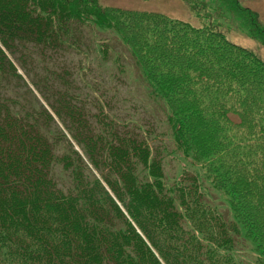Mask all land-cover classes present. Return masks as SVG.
<instances>
[{
  "label": "trees",
  "instance_id": "trees-1",
  "mask_svg": "<svg viewBox=\"0 0 264 264\" xmlns=\"http://www.w3.org/2000/svg\"><path fill=\"white\" fill-rule=\"evenodd\" d=\"M214 1L264 44L249 7ZM91 26L128 58L87 43ZM64 52L84 69L43 70ZM92 56L138 69L166 128L120 115ZM167 158L200 164L231 218ZM0 264H264V62L218 25L100 0H0Z\"/></svg>",
  "mask_w": 264,
  "mask_h": 264
},
{
  "label": "rangeland",
  "instance_id": "rangeland-1",
  "mask_svg": "<svg viewBox=\"0 0 264 264\" xmlns=\"http://www.w3.org/2000/svg\"><path fill=\"white\" fill-rule=\"evenodd\" d=\"M103 5H116L121 7L149 10L160 12L168 17L176 18L181 21H185L194 27H204L210 24L211 26H217L225 38L233 43L243 46L249 49L258 59L264 62V44L259 41L258 38L249 34L247 28L241 25L238 19L230 12L222 9L221 5L214 0H192L191 4H187L184 0H100ZM239 3L243 6L249 7L256 14L259 25L264 29V0H239ZM113 33V32H112ZM118 39L115 33H113ZM115 36H111V31L99 28L98 26L86 27V42L95 44L96 41H107L109 48L114 51L115 54H119V51L124 52L128 58L129 54L126 48L121 43H116ZM95 41V42H94ZM97 59L92 56V76H100L105 79L106 86L108 88H114L117 92V99H112L116 103V110L122 116H128L130 114L136 116L138 119L149 120L155 124H158L159 129H165L164 115L166 108L164 104L151 98L148 95V88L144 86V80L142 74L138 69L131 65H128L125 73L118 75L114 69L113 64L108 68L98 66ZM123 60L121 56V61ZM128 62V61H127ZM86 59H81L80 56L72 54L59 53L44 58L43 70L46 71L47 66L51 68L54 73L58 74L66 67H70V70L77 71L80 68L85 67ZM84 69V68H83ZM47 72V71H46ZM72 72H70L71 74ZM70 74L67 76L69 78ZM111 75H114L111 77ZM120 79V80H119ZM90 81L88 80V83ZM164 141H167L163 137ZM157 142V140L155 141ZM183 165L186 169L194 172L199 179V182L205 192L207 198L211 199L226 218L230 219V211L227 206V202L220 192L216 190L210 184L208 178L204 176L200 164L191 163L189 160H184L180 163L175 159L167 158L164 163L165 171L172 175L177 170L178 165ZM243 231V228L240 229ZM248 254H253V251L246 250Z\"/></svg>",
  "mask_w": 264,
  "mask_h": 264
}]
</instances>
